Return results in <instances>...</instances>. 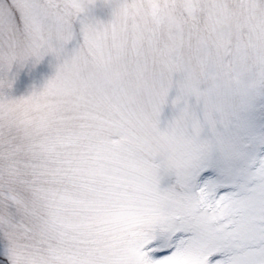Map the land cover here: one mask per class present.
Returning <instances> with one entry per match:
<instances>
[{"label":"snow or ice","instance_id":"1","mask_svg":"<svg viewBox=\"0 0 264 264\" xmlns=\"http://www.w3.org/2000/svg\"><path fill=\"white\" fill-rule=\"evenodd\" d=\"M0 264H264V0H0Z\"/></svg>","mask_w":264,"mask_h":264}]
</instances>
